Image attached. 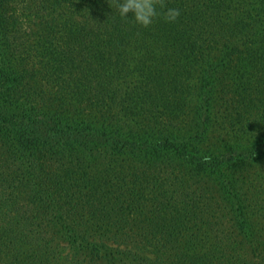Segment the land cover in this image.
<instances>
[{"label":"trees","instance_id":"16d2710c","mask_svg":"<svg viewBox=\"0 0 264 264\" xmlns=\"http://www.w3.org/2000/svg\"><path fill=\"white\" fill-rule=\"evenodd\" d=\"M165 3L0 0V264H264V0Z\"/></svg>","mask_w":264,"mask_h":264},{"label":"clouds","instance_id":"9594fccd","mask_svg":"<svg viewBox=\"0 0 264 264\" xmlns=\"http://www.w3.org/2000/svg\"><path fill=\"white\" fill-rule=\"evenodd\" d=\"M121 18H131L137 25L148 28L157 19L165 23H175L181 15L176 7L166 6L165 0H114ZM131 12V17L127 14Z\"/></svg>","mask_w":264,"mask_h":264},{"label":"rangeland","instance_id":"374dc122","mask_svg":"<svg viewBox=\"0 0 264 264\" xmlns=\"http://www.w3.org/2000/svg\"><path fill=\"white\" fill-rule=\"evenodd\" d=\"M231 77V76H229ZM250 85H256V84H250ZM250 85L249 84H245V86L243 87V89H250ZM258 100V98H256ZM257 100H253L251 105L253 107L251 108H247V107H243L241 110L242 112L240 113V118H243L244 120V124L242 125L240 122L238 123L239 119H235L234 121H230L228 122L229 118L231 115H234L237 113V109L235 106V103L233 100L229 101V107H231L232 109H223L220 107H217L216 110V126H217V130L218 131H222L226 129H230V127H233L232 125H234L235 123H237L239 125V127L242 126H246V129L248 131L250 130H258L261 127H264V94L262 95V101H257ZM224 105H227L226 103H224ZM261 105V106H260ZM260 106V107H259ZM58 251L60 252L59 255L67 258V259H73L74 255H73V250L70 249L68 247V244L66 242H62L61 246H59ZM82 259V258H81ZM103 259L98 258L96 260H94L93 264H103Z\"/></svg>","mask_w":264,"mask_h":264}]
</instances>
